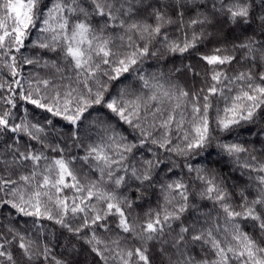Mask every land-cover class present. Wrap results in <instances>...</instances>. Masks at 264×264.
<instances>
[{"label":"snow or ice","instance_id":"snow-or-ice-1","mask_svg":"<svg viewBox=\"0 0 264 264\" xmlns=\"http://www.w3.org/2000/svg\"><path fill=\"white\" fill-rule=\"evenodd\" d=\"M256 8V0H0V61L13 78L18 75L14 53H20L25 64L39 63V58L21 53L27 47L26 40L33 48L56 55V59L44 63L54 70L51 77L37 79L34 88L29 82L26 94L16 93L19 99L67 121L74 128V141L79 139L86 114L91 115L89 110L95 106L107 109L135 136L129 141L116 132L111 122L97 117L89 121L88 130L96 127L103 135L88 144L83 157L66 160L64 149L57 145L51 150L58 151L60 157L42 169L40 161H47L48 157L33 151L31 145L21 151L15 146L18 138H14L15 144L8 145L11 158L0 155L4 173L0 175V192L10 197H0V206L8 205L24 217H33L34 227L36 221L47 219L78 236L93 226L111 232L108 220L117 217L114 238L103 240L93 230L86 240L100 264H156L157 255L159 264H264V160L240 143H217L237 163L240 154L248 153L250 162H244L242 167L256 173L255 177L249 176L255 182L254 194L250 198L245 189H240L237 205L231 202V194L215 174L208 175L202 166L185 164L188 172H195L203 184L196 194L211 201L223 217L201 211L202 222L185 224L183 215L197 206L189 203V187L180 180L160 186L163 205L150 210L147 219L139 224L130 221L125 211L132 208L133 202L122 193L118 195L122 187L131 186L130 182L151 186L154 170L164 163L155 158L142 159L139 168L129 165L126 161L134 149L151 144L187 157L199 155L209 147L214 139L210 110L215 109V129L221 133L242 122L264 121V0H259L258 13ZM225 23L233 32L239 27L243 38L236 37L231 50L215 47L211 54H200V59L210 66L203 87L187 89L173 83L170 77L165 81L162 72L159 76L145 75L138 67L144 58L158 55L159 49L151 50L154 43L168 53L183 55L206 36H222L223 28L219 26ZM253 23L256 28L246 34ZM172 25L177 26L181 38L168 34L166 29ZM196 25L201 31L193 30L189 37L186 29ZM209 28L215 31H208ZM32 29L38 33L35 41H31ZM236 53H240L239 57ZM184 67L192 71L191 65ZM180 71L172 70L173 74ZM125 74L132 76L138 87L123 85L112 96L109 88ZM12 84L20 86V81L13 79L8 83L9 91L14 92ZM4 88L5 84L0 83V89ZM0 99L16 107L12 96ZM11 116V109L0 114V133L40 140L44 126L26 118L10 123ZM46 124L51 126L53 121L48 119ZM174 134L180 143L173 144ZM76 146L80 147L78 143ZM148 151L156 157L152 148ZM77 159L83 161L89 173L98 176L78 175L71 167ZM29 163V172L20 171ZM171 164L169 173L179 167L175 161ZM13 175L17 178L12 179ZM65 189L73 190V195H61ZM98 203L103 207L98 209ZM69 219H79L80 223L73 227ZM175 221L181 222L179 231L173 228ZM249 222L251 232L244 227ZM8 231L11 239L0 233V264H33L41 255L47 260V245L41 252L36 240L26 239V234L14 228ZM129 240L132 246H126ZM14 243L18 256L11 250ZM152 247L156 248L155 253ZM197 248L199 255L193 252ZM55 264L63 262L56 260Z\"/></svg>","mask_w":264,"mask_h":264},{"label":"trees","instance_id":"trees-1","mask_svg":"<svg viewBox=\"0 0 264 264\" xmlns=\"http://www.w3.org/2000/svg\"><path fill=\"white\" fill-rule=\"evenodd\" d=\"M47 2V0H44ZM257 8L256 12L259 11V0H256ZM39 25V21L37 22ZM219 27L223 28L222 36H206L202 42L198 43L193 49L188 52L181 54H172L164 51L163 46L160 44H155L152 47V51H157L159 49L158 55L153 57L149 56L144 58L142 63L138 65L143 70V74L151 75L159 74L162 72L165 74V81L170 77L173 83H179L187 89H199L204 86V81L207 78L208 67L205 62L200 59V54H211L212 49L215 47H226L231 50L232 43L236 37L241 35V29L239 27L235 28V31H231L229 26L225 23ZM256 28V24H252V28L248 29L246 34H251V31ZM193 30L197 33L201 31L200 26L196 25L191 28H187L186 31L191 36ZM31 31V41L37 39L38 33L36 30ZM166 31L168 34L174 38H181V32L177 30L176 25L169 26ZM208 31H215L214 28H209ZM27 47L21 49L23 56L37 59L39 58L38 64H25L20 53H14L17 57V72L18 75L13 78L10 75V70L3 65V61H0V83L5 84L4 89H0V98L12 96L14 98L16 107H12L4 103L3 99H0V114L3 111L11 109L12 116L10 117V123H20L23 118H26L32 123L39 122L45 128L44 133H40V140H30V138L23 134H13L11 132L0 133V155H5L9 159L11 158V150L8 149V145L15 144V139L18 138L19 143L15 146L19 147L21 151H24L28 145L32 146V150L35 152H42L48 160H41L40 167L52 161L55 158L60 157L58 151L54 152L51 149L57 145L64 149L63 158L66 160H71L72 157H83L86 154L87 146L89 143L98 141L103 135V132L96 127H92L88 130L89 121L99 117L100 119H107L115 127L116 132L122 133L124 136L128 137L129 141H133L135 136L132 134V130L121 122L117 121V118L112 114L108 113L107 109L95 106L90 109L91 115L86 114L87 119L83 122L79 130V139L74 141L71 138V132L74 130L73 126L67 121H64L61 117H53L50 113L43 109H37L34 105L27 103L26 101L20 100L16 93L23 91L25 94L29 90L30 83L34 88L35 81L37 79L50 78L53 69L51 67H45V61H51L56 59L54 53L48 52L47 50H41L38 48H33L29 40L25 41ZM239 57L240 53H236ZM191 65L192 71L187 70L184 66ZM226 68L229 66H225ZM234 67L239 68V65H234ZM175 68H180V72L173 74L172 70ZM197 73L199 75H197ZM231 74V73H230ZM13 79L20 81V86L12 84L13 91H9L8 83H11ZM123 85H130L131 87H138L136 81L133 80L132 76L125 74L121 77V80L114 82L109 88V92L112 96L117 95L118 89ZM222 107V105H221ZM209 117L211 120L212 140L209 147L202 150L199 155L192 154L190 156H178L174 153L166 152L163 149H159L154 145L147 144L142 148L134 149L133 154L129 156V160L126 161L129 165H134L140 167L142 164V159H155L159 158L164 161L159 168L154 170L153 181L151 186L145 184V186L140 187L138 182H130L131 186L129 188L122 187L118 190V195L123 194L127 196L132 202L133 206L131 209L125 208L126 214L129 215L130 221L139 224L147 219L146 214L150 210H158L161 205H163V193L161 191V185L180 180L188 185L189 187V203L195 204L197 206L196 210L189 209L186 212L182 220L185 224L192 223L195 220L203 221V217L199 216V212L212 211L213 215L219 213L223 217V213L218 207H213L211 201L206 199L202 200L196 194L202 188L203 184L196 179V173H189L185 164H191L194 168L203 167L208 175L215 174L217 181H222L227 191L231 194V202L237 205L240 201V196L238 195L240 189H245L246 194H254L255 182L250 181L249 176L255 177L256 173L250 172L242 167L243 163L250 162V156L248 153L240 154L239 163L236 162L234 157H229L220 148L217 147V143H240L247 147L251 154L256 155L259 160H264V121H257L256 123H243L241 125L233 127V129L226 133H221L215 129V109L210 110ZM51 119L53 125L49 126L46 124V120ZM42 141V142H41ZM77 143L80 147H77ZM180 143V140L175 137L173 139V144ZM44 145H47L45 147ZM152 148L156 153V157H153L152 153L148 151ZM175 161L179 167L174 168V170L169 173L168 168L172 166L171 162ZM71 167L77 172L78 175L82 173H88L91 178L98 176V173H89L88 167L83 164V161L77 159ZM31 170V164L28 167L20 169V171L27 173ZM3 170L0 168V175H3ZM7 178V177H5ZM16 175L12 176V179H16ZM252 184L253 187L249 188L248 185ZM140 188L137 191V188ZM7 191V190H6ZM61 195H67L71 197L73 195V190L65 189ZM0 197L4 199H10L5 193L0 192ZM93 203H96L93 201ZM102 204H97V208H102ZM91 215V214H90ZM33 217H24L11 209L10 206L4 205L0 206V233L11 239V233L8 229L14 228L21 232V234H26V239H34L40 246L39 250L43 251V246L47 245L50 249L49 256L47 260L43 256H39L34 259L33 264H55L56 260H60L63 264H100L98 257L91 251V245H89L86 240L91 238L93 230L98 238L103 240H108L109 238H114L117 229L115 228V223L117 217H110L108 220L109 226L112 229L111 232H105L99 227L93 226L92 228L84 229L79 236L68 232L67 229L62 228L60 225L56 224L54 221H49L47 219H42L36 221V227L33 226ZM69 222L73 227L79 225L80 220L69 219ZM223 223V219L220 221ZM180 221L173 222V228L175 231H179L178 225ZM199 226V225H198ZM245 230L248 232L252 231L251 222L244 226ZM37 228L40 230L37 231ZM175 234V233H173ZM132 241L129 240L126 246H132ZM65 244L69 245V250L74 249L73 252H68L65 250ZM34 248L36 245L33 246ZM11 250L15 255H19V250L15 246V243L11 246ZM152 253L156 252V248L152 247ZM193 252L199 255V250L193 249ZM53 257L55 259H53ZM2 259V258H0ZM159 256H156V264H159ZM111 264V262H109Z\"/></svg>","mask_w":264,"mask_h":264},{"label":"rangeland","instance_id":"rangeland-1","mask_svg":"<svg viewBox=\"0 0 264 264\" xmlns=\"http://www.w3.org/2000/svg\"><path fill=\"white\" fill-rule=\"evenodd\" d=\"M217 36H219V35H217ZM65 250H67L68 252H73V251H74L73 248H71V249L69 250V245H66V244H65Z\"/></svg>","mask_w":264,"mask_h":264}]
</instances>
